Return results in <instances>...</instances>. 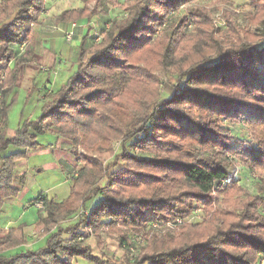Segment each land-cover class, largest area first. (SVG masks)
Here are the masks:
<instances>
[{"label": "trees", "instance_id": "obj_1", "mask_svg": "<svg viewBox=\"0 0 264 264\" xmlns=\"http://www.w3.org/2000/svg\"><path fill=\"white\" fill-rule=\"evenodd\" d=\"M99 1L83 0L55 21L89 20ZM191 1L124 0L125 16L103 26L99 40L83 33L72 51L76 70L12 136L7 113L19 72L43 53L32 26L46 0L0 1V211L25 182L16 165L39 146L37 135L56 130L76 159L68 195H42L33 230L43 244L16 250L27 243L25 224L11 227L0 235V264H264V34L229 14L217 31L198 5L178 15ZM252 1L256 13L245 11L244 19L262 22L264 0ZM25 32L31 41L16 56ZM158 71L177 79L163 100ZM234 123L247 125L249 137L233 134ZM230 164L258 174L255 194L246 193ZM79 209L87 213L59 225ZM203 211L200 221L188 220ZM83 230L98 240L102 232L113 237L127 252L123 261L95 253L80 239ZM134 233L145 242L129 255Z\"/></svg>", "mask_w": 264, "mask_h": 264}, {"label": "rangeland", "instance_id": "obj_2", "mask_svg": "<svg viewBox=\"0 0 264 264\" xmlns=\"http://www.w3.org/2000/svg\"><path fill=\"white\" fill-rule=\"evenodd\" d=\"M47 1L48 2H46V6L47 8L51 9L52 14H56V12L60 13L63 10L69 8H75L83 5V0H47ZM123 1L124 0H100L97 6H94L98 12L96 15H93L89 20L84 19L82 21L80 20L75 22L79 23V26L83 28L84 30L83 33H87L88 35L95 34L99 36L101 32L100 29L103 26L104 27L108 26L109 22L112 19H117L125 16L126 11L122 6ZM93 5L94 4L92 2L89 4V7L93 8ZM192 5H198L200 7H204L205 9H207V11L210 13L212 23L214 24V27L217 31H222L223 29H225L227 24L225 14H229L232 19H236L237 22L242 27L246 28L248 31H256L257 33L264 34V20L259 23L258 22L254 23V21L252 22V20L248 22L244 19V15L242 14L245 11H248L251 15H254L256 13V8L252 0H193L191 2L182 5V8L177 12V14L182 15L185 12V10H187ZM43 16L45 18L46 17L55 18L56 15L51 16V13L47 9L43 10L38 21L34 24V26H32V28L37 26L36 32L39 34V40H40L39 47H41V50L44 51V55L42 57L40 55L41 58L33 62L35 64L32 63L25 64L21 69L23 72L22 74L21 71L19 72L17 85L13 91V94H15L14 103L11 105L7 113V119L11 125L18 124L17 122H20L21 118L23 119L29 118L28 113L31 111L33 107V103L37 104V101H39V105H38L39 110L36 115L38 116L41 113V108L44 102L46 101V97H47L46 96L44 98L42 97L39 98L37 96L38 92L44 90L43 88L44 85L47 88H50L51 90L53 89L52 91H56L64 83L67 82L70 75L76 70V63L72 57V51L73 48L80 45L81 36L83 35V33L82 35H79L78 30H76V34L73 37V39L71 41H66L63 37V32H62V29L64 27L61 28V26H59L58 28L54 27L53 29H51L52 28L51 27L48 28L47 31L44 30L43 32L38 27V24L41 23ZM51 23L52 26H57L55 24L57 23L55 20H51ZM187 28L189 31L191 30V26ZM30 33L28 34L29 38L26 41L27 43L25 44L24 51L26 46L31 41L32 33L31 34ZM22 35L23 34H21V36ZM262 44H264V38L262 39L260 37V46ZM24 51L21 54H23ZM47 53H49L51 56H55L56 58V63L51 67L48 65L49 61L45 57ZM31 65H33V67L36 69L38 67L41 68L43 67L42 69L44 70V71L41 69H40L41 71L38 70L37 73L39 74L33 80L27 77V74L30 73L29 67ZM69 71L71 72L68 73ZM57 72H58V76L54 77V75ZM157 74L159 76V88L162 90L161 99L163 100L165 96L168 97L170 94L169 92L170 90L168 91V88L175 89L177 79L176 76H172L173 77L172 79L170 74L165 73L163 71H158ZM55 79L56 81L55 83H53L54 82L53 80ZM9 99L10 98L8 97V100ZM156 108H158V105H156ZM21 113L23 117H20ZM225 122L229 124L230 121L226 120ZM229 127L232 129V133L233 132L235 134L239 133L240 137H249L248 135L249 129L247 128V125L243 126L240 123H234L232 125H229ZM45 142H47V139H45ZM251 145H255V140L251 141ZM114 148L116 152H120V147L118 142H114ZM13 150H15L14 147L9 148V151H13ZM132 150L138 155L141 154L145 156H151L150 153H142L141 151H139L138 147H134V148L132 147ZM165 150H166L165 151L166 155L172 156L171 150L169 149H165ZM81 151H83V149L78 147V152ZM200 154H201L200 152L197 153V155ZM110 161L111 159H107L106 163H109ZM121 166H122V161L119 160L117 166H114L111 170L120 168ZM227 168L230 171L234 172L238 183L245 189L246 193L249 194L256 193L257 173L255 174L249 169L238 165L230 164L227 165ZM70 176L71 173L67 175L68 182L64 181V179L62 181L60 179V175H58L56 172L48 171L42 175H38L36 184L38 188H41L49 195L56 194V199L60 200L62 198L61 193L63 192L64 188H69V186L71 185ZM94 200H95L94 204H96L99 199L98 197H96ZM80 213L81 211L79 209L70 217L63 220L59 225L62 227L72 226L78 220ZM198 213L199 214H196V216L193 217L194 221H200L202 217L205 215L204 211L202 212V214H200L201 212ZM83 231L85 232V238L81 237V239L82 240L84 239V241L93 248L95 253L104 254L120 262L123 261V256L127 252L117 243V241L113 237H109L102 232L100 234V239L98 240V238L94 235L93 232H90L88 230H83ZM29 234L31 238L30 242L33 244L32 246H34L30 248L34 249L43 244V242L41 243L39 242L40 238L36 236V233L34 231L33 232L30 231ZM139 251L140 250L138 249L137 254L139 253ZM79 261L80 262L82 261L84 264H89L83 259H79Z\"/></svg>", "mask_w": 264, "mask_h": 264}, {"label": "crops", "instance_id": "obj_3", "mask_svg": "<svg viewBox=\"0 0 264 264\" xmlns=\"http://www.w3.org/2000/svg\"><path fill=\"white\" fill-rule=\"evenodd\" d=\"M46 2L48 1L46 0ZM46 9L51 13V16L57 15L59 13L56 12V14H52L51 9L47 8V6ZM51 20H55V18H51V17L45 18L43 16L41 23L38 24L39 29H41V31L43 32L44 30L47 31V29L51 27H52L51 29H53L54 26L51 25L52 24ZM55 24L57 26H61V28L62 27L67 28V26L69 25V23L64 25L60 23H55ZM77 30L79 35H82L84 31L83 28L81 27L78 28ZM43 55H44V51L41 57ZM45 57L48 59L49 61L48 65L50 67L56 63L55 56H51L49 53H47ZM40 69L43 70L41 67H38L36 69L33 67V65H31L29 67L30 73L28 74L26 73L27 77L32 80L35 79V77L38 76L39 73L37 72ZM71 71H69L68 73H70ZM22 73L23 72L21 70V74ZM55 76L56 77L58 76V72L54 75V77ZM56 79L53 80L54 81L53 83H55ZM43 88H44L43 91L41 90L38 92L37 96L39 98L46 97L53 90L47 88L45 85ZM38 105H39V101H37V104L33 103V107L31 111L28 113L29 118H33L37 115V112L39 110ZM17 123L18 124L11 125L9 121L7 122L8 136H12L14 134L20 122ZM36 139L39 142V146L28 150L27 157L18 160L16 165L15 173L17 175H21V174L25 175V182L23 186H21L20 192L16 197L5 198L3 207L0 211V235L6 233L11 227H15L19 224H25L24 231L27 237V243L16 248V250L26 249L28 247L29 248L34 247L32 246L33 244L30 242L31 238L29 234L30 231L31 232L34 231L33 230L34 224L38 220V209L33 205L34 199L40 193H43L47 198H53L55 201H60L63 198H65L69 193L70 186L69 188H64L63 192L61 193L62 198L60 200L56 199V194H53L54 196L49 195L47 192L37 187L36 180L38 179V175H42L48 171H54L58 175H60V179L62 181L63 179L64 181H67V175L71 173V170H73L76 164V159L72 154L71 141L59 136L56 133V130L53 129L52 131L39 134L37 135ZM45 139H47V142H45ZM43 240L44 238H40L39 242L40 243L44 242ZM28 241L30 244L28 243ZM13 250H11V252Z\"/></svg>", "mask_w": 264, "mask_h": 264}, {"label": "built area", "instance_id": "obj_4", "mask_svg": "<svg viewBox=\"0 0 264 264\" xmlns=\"http://www.w3.org/2000/svg\"><path fill=\"white\" fill-rule=\"evenodd\" d=\"M54 27H56V28H58L59 26H54ZM53 27V28H54ZM78 28H81L80 26H79V23H77V22H75V21H73V22H70L69 23V25L67 26V28H63L62 29V32H63V37H64V39L66 40V41H71L72 39H73V37L75 36V34H76V30L78 29ZM30 33V32H29ZM28 32H25V33H23V35L21 36V38H22V40H21V42H19L18 43V45H17V49H18V51H17V55H19V54H21L23 51H24V47H25V44L27 43L26 41L28 40V38H29V34ZM25 34V35H24ZM31 34V33H30ZM94 39L95 40H99L100 39V35L98 36V35H95L94 34ZM43 68V67H42ZM48 69V68H47ZM42 195H44V194H39L35 199H34V203H33V205L38 209H40V208H42L43 207V196ZM87 213V211H85V210H81V213ZM196 215H192L191 217H189L188 218V220H193V217H195ZM181 222V219H179V218H177V219H175L173 222H168L166 225H165V227L166 228H170V227H172L174 224H176V223H180ZM155 226H158V225H156V224H154ZM81 239V238H80ZM144 242H145V238H144V236L142 235V234H140V233H134L133 234V238H132V244H130L129 246H128V249H129V251H128V254L129 255H132L133 253L135 254H137V252H138V247L139 246H141V245H143L144 244Z\"/></svg>", "mask_w": 264, "mask_h": 264}]
</instances>
